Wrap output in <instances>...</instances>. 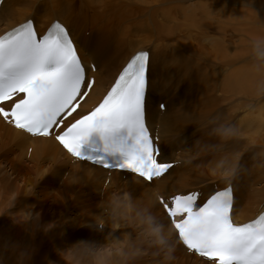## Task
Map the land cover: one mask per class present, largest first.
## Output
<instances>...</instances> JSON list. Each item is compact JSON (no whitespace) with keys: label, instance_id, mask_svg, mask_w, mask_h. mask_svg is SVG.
I'll return each instance as SVG.
<instances>
[{"label":"rangeland","instance_id":"374dc122","mask_svg":"<svg viewBox=\"0 0 264 264\" xmlns=\"http://www.w3.org/2000/svg\"><path fill=\"white\" fill-rule=\"evenodd\" d=\"M19 1L20 8L26 9L27 13L34 10V13L39 14L40 17L43 16L42 20L47 14L52 13L64 17L71 28L75 27V30L81 31L82 35L87 38L92 35L90 29H93V20L101 18L107 23L103 24L108 25L104 29L106 36H109L110 31L117 33L115 41L109 37V43L111 41L114 46L118 41L119 50L127 53L132 47H147L149 51L166 53L167 59L172 55L171 51L183 53L187 57L195 56L198 66L200 68L202 66L203 72L206 74L212 73L221 76L223 70L231 65L229 62H218L209 58L210 43L222 37L220 53L225 52L226 55L239 53L240 58L233 66H238L244 61L243 63L250 67L252 75L250 95L246 99L242 98L246 101L250 125L245 137L240 134L243 131L238 129V139L229 145L241 153V172L231 181H224L209 174L206 166L213 159V155L208 151L200 150L203 145L217 143V138L212 135L214 127L212 121L237 126L239 118L234 117L232 113L230 117L226 115L229 102L225 101L227 97L222 98L224 96L220 94L221 96L218 95L220 104L214 107L216 110L212 115L191 128L186 129L187 125L184 124L182 126L184 132L182 127L177 130L182 133L180 136L178 135L179 138L178 136L174 137L176 143L173 150L174 153L182 157V162L181 164L177 162L179 166L175 167L176 172L171 176L176 183L186 175L189 178L187 184H193L195 189L201 187L198 189L200 193L204 194L201 195V198L205 196L204 190L209 187L215 190L221 187L222 183L232 185L235 183L239 187L244 183L247 187L245 198L249 192L252 193L264 187V97L257 95V84L264 79V73L255 70L251 48L252 41L264 36V0H102L103 5L99 9L94 5V0ZM224 1L241 6L250 13V16L253 15L246 23L245 35L240 32L239 28L232 29L228 26L230 24H224L222 21H213L207 31L199 30V28L188 31L181 28L173 30L170 37H167L163 32L162 35L159 34V24L171 26L177 21H184L179 12L180 7L201 3L214 10L218 3H225ZM211 6L214 8L212 9ZM218 11L219 9L215 12V19H222ZM167 12H171L170 17L167 18L168 21L165 19ZM240 35L245 40L244 45L240 44ZM147 38L149 40L145 41ZM234 40L235 42H232ZM169 61L167 60V63ZM94 67L91 69L92 72H95ZM154 79L155 75L153 74ZM174 88H182V84L180 83ZM167 95L169 96V94ZM164 96L166 97V95ZM156 98L157 96L153 92L150 95L151 107L163 113V109L160 107L162 104L157 107L158 102L163 100L156 101ZM180 99L175 94L169 96V117L173 114L185 115V101L182 102ZM191 131H194L193 135L185 143L183 140ZM3 133L6 135L8 143L1 139ZM195 141H200L199 146L193 148L192 153H185L184 148H192ZM197 153L196 159L191 164L184 162L190 155ZM31 157L30 152L26 155V150L22 153L12 145L6 131L0 132V263L5 264L3 263L4 259L16 260V255L11 250L16 248L25 252L29 248V241L35 240L38 247L34 251L36 259H46L43 256L47 255L49 259L46 260H51L50 262L53 264H71L70 257L61 252L66 251L72 245L84 242L100 246L105 243V237L109 235L110 229L107 227L99 229L91 216L100 213L97 205L103 199L102 192L107 193L111 188H107L106 183L99 188H92L91 184L88 186L89 183L85 184L81 181L70 182L71 184L68 185L66 183L68 180L67 171L65 174L57 172L48 164L36 162ZM184 189H180L181 192L186 193L190 190ZM181 192L179 191V193ZM174 193L175 191L171 187L170 195ZM159 204L161 203L159 202ZM125 231L130 232V230ZM121 234L120 231H117L114 238H119ZM176 258L175 264L187 263L183 262L178 251H176Z\"/></svg>","mask_w":264,"mask_h":264},{"label":"bare ground","instance_id":"6f19581e","mask_svg":"<svg viewBox=\"0 0 264 264\" xmlns=\"http://www.w3.org/2000/svg\"><path fill=\"white\" fill-rule=\"evenodd\" d=\"M93 2L95 6H98V9L103 5L102 0H94ZM19 4L20 1L18 2V0H4L2 2L0 7V35L9 30H12L20 24H23L27 20H32L34 22L36 31L40 35H42L53 24V22L58 21L62 23L69 31L71 39L78 49V55L82 59L84 66L88 69L87 77L94 78V84L90 89L88 96L80 103V110L68 121L89 112L101 100L102 96L112 84L119 71L126 65L131 57L139 52L149 53L147 67V91L145 98L147 105L146 124L150 128L153 136L158 139V147L160 150L159 162L175 163V165L172 166L164 175L157 177L150 182H146L140 177L128 172L103 170L102 168L91 165L89 163L75 160L71 158L55 142L53 137H32L22 130L15 129L9 123H6L5 121H3V119L0 118V132L2 133V131H6L12 145L15 148L22 151V153L26 150V155L30 152V155L32 156L31 159L33 158V160L42 164L46 163L49 166L53 167L52 169L56 170L57 172H63L65 174V172L67 171L66 175L68 176V180L66 181V183H68V185L71 184L70 182L76 183L78 181H81L85 182V184L89 183L88 186H90L91 184L92 188H99L102 184L104 185L105 183L107 184V188H111L110 186L113 185V182H127L134 198L139 197V195L146 189L157 190L160 193V199L168 202L169 204L170 199L175 195H186L188 193L197 191L199 192L198 202L199 204H201L215 191L224 189L231 185L234 195L233 220L236 224L240 225L250 223L261 212L264 211V187L256 190L255 192H249L247 198H245L247 187L244 183L241 184L240 187L235 183L233 185L229 183H222L224 185L221 184V187H218L215 190L210 187L209 189L204 190L205 196L201 198V195H204L202 192V194L200 193V190H198L199 188L201 189V187L195 189L193 188V184H187L186 182L189 178H187L186 175L185 177L182 176L180 181L176 183H174L175 179H172L171 176L174 172H176L175 167L179 166L178 164H181L182 162V157H180L177 153H174L175 151L173 150L176 143L174 141V137L182 133L177 130H179L184 124L187 125L186 129L189 127L191 128L197 125V123L207 119L209 115H212L216 110L214 109V107L220 104L218 95L221 94L222 96H224L222 98L227 97V100L225 101H227V103L229 102V107L227 108L226 115L230 117L232 116V113L234 117L239 118V123L237 121V128L243 131L240 132L242 137L246 136L247 128L250 125V120L247 113L246 101H244L242 98L246 99L250 95V83L252 75L250 67L243 63L244 61H242L238 66H233V64L238 62L240 58L239 53L233 55H226L225 52L220 53L222 42H220V40L222 37H219V40H214L213 42H211L209 47V49L211 50L208 51L210 52V59H215L218 62H229L232 65H230V67L226 70L224 69L223 74L221 73L222 75L219 76L218 74H206L205 72H203V68L202 66L201 68L198 66L195 56L187 57L183 53L171 51L172 55L167 59V57H165L166 53L161 51H149L147 47H132L127 53L123 50H119L120 48L118 41L115 42L114 46L111 41V44L109 43V37H111L115 41V36L117 33H113L110 31V33H108L109 36H106V34L104 33V29L108 25L106 26V21L101 18L93 20V29H90L92 35L90 36V38H87L82 35L81 31L75 30V27L71 28L64 17H59L52 13L47 14L46 17L42 20L43 16L40 17L39 14L33 12L34 10H30L29 13H27L26 9L19 7ZM233 4L227 2L218 3L216 5L217 8L215 7L214 10H211L209 8L210 6L205 7L201 3L193 5L191 4L187 7H178L184 21H177L171 26L159 24V34L162 35L163 32L167 37H170L173 30H178L181 28H185L188 31H192L193 29L196 30V28H199V30L205 29L204 31H207L209 30V27H211L213 21H222L224 22V24H230L228 26H230L232 29L239 28L240 32L245 35V32L247 30L246 23L249 22L253 15L250 16V13H248L245 8ZM211 8L213 9L214 7L211 6ZM217 9H219L218 12H220L222 19H215V12ZM170 14L171 12H167L165 14L166 20L168 16L170 17ZM216 16L218 17V15ZM84 22L86 21L84 20ZM234 33H236V31H234ZM147 40L149 39L147 38L145 41ZM239 41L240 44L244 45L245 40L243 39L242 35H240ZM232 42H235V40ZM238 46L240 45L238 44ZM167 60H170L169 63H167ZM93 67L95 68V72H92L91 70ZM153 74L155 75L154 80ZM254 76L257 78L256 75ZM180 83L182 84V88L175 89L174 87L179 85ZM153 92L157 96L156 101H159L161 99L163 100L158 102L157 105V107H159L160 104H164V110L162 111L163 113L151 107L150 95ZM167 94H169V96H171V94H175L176 97H178L179 99L181 98L180 100H182V102L185 101L184 116L178 114H173V116L171 117L168 116L170 110V102L169 96ZM164 95H166V97ZM236 112H238L239 115ZM160 113L162 114L161 116ZM183 129L184 128L182 127V131L184 132ZM193 132L194 131H191L190 134H187L186 136L184 135L185 140L183 141L185 143L189 141V138L193 135ZM1 139L8 143V141H6V135H4V133ZM171 187H173L175 193L170 195ZM179 188H188V190H190L186 193H183ZM179 191L181 193H179ZM155 211L166 224H171V221L164 212L163 206L161 204L158 203L156 205ZM175 240L178 247L177 251L181 255L184 263L187 262L186 264H191L192 261V264H210L208 260L202 257H198L194 253L188 251L180 242L176 231ZM37 248L38 247L36 245V241L30 240L29 248L24 252L27 256L26 264H53L52 262H50L51 260H46L48 258L47 255L43 256L46 259H36V257L34 256V251H36ZM28 250L30 251L28 252ZM4 260L3 263L5 264H16V260Z\"/></svg>","mask_w":264,"mask_h":264},{"label":"snow or ice","instance_id":"6c2138e0","mask_svg":"<svg viewBox=\"0 0 264 264\" xmlns=\"http://www.w3.org/2000/svg\"><path fill=\"white\" fill-rule=\"evenodd\" d=\"M147 64V55H136L102 103L57 137L68 152L80 158L81 143L92 131L127 127L134 143L122 167L149 181L172 167L157 162L146 126ZM86 72L64 26L55 23L40 36L31 21L22 24L0 37V116L28 133L47 136L62 117L76 111L77 98L87 94L82 92ZM9 101L12 106L6 109ZM198 195H175L170 204L161 201L183 244L210 264H264V215L239 225L233 220L230 188L215 191L202 205Z\"/></svg>","mask_w":264,"mask_h":264},{"label":"clouds","instance_id":"9594fccd","mask_svg":"<svg viewBox=\"0 0 264 264\" xmlns=\"http://www.w3.org/2000/svg\"><path fill=\"white\" fill-rule=\"evenodd\" d=\"M251 48L255 70L264 73V36L252 41ZM257 95L264 97V79L257 84ZM212 123V135L217 138V143L203 145L200 150L213 155L206 166L209 174L231 181L242 167L241 153L229 146L238 139L239 130L233 124L215 120ZM199 144L195 141L192 148H184L185 153H192V149ZM197 155H190L184 162L191 164ZM110 187L109 192H102L103 199L97 205L100 213L91 216L99 229H110L105 243L97 246L81 242L61 253L70 257L71 264H175L176 229L174 225L166 224L155 211L160 201L159 191L146 189L134 198L127 182H113ZM117 231L122 234L114 238ZM11 251L16 255V264H26L24 252L16 248Z\"/></svg>","mask_w":264,"mask_h":264}]
</instances>
